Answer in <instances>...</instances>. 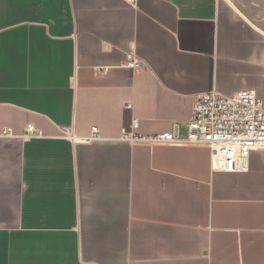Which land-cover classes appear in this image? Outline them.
I'll use <instances>...</instances> for the list:
<instances>
[{"label":"crops","instance_id":"0c3cea01","mask_svg":"<svg viewBox=\"0 0 264 264\" xmlns=\"http://www.w3.org/2000/svg\"><path fill=\"white\" fill-rule=\"evenodd\" d=\"M244 89L264 104V0H0V264H264V148L225 171L122 137Z\"/></svg>","mask_w":264,"mask_h":264},{"label":"built area","instance_id":"2783aa9c","mask_svg":"<svg viewBox=\"0 0 264 264\" xmlns=\"http://www.w3.org/2000/svg\"><path fill=\"white\" fill-rule=\"evenodd\" d=\"M128 66L140 70L142 61L129 60ZM2 135H12L5 128ZM27 138L45 136L42 129L30 123L24 134ZM122 137L130 140L166 144H204L212 149L216 168L235 171L244 168L243 162L255 148H264V104L257 90L244 89L233 96L216 91L198 94L188 121L187 135L178 130L146 135L139 131V121L132 129H124ZM97 126L92 127L90 139H100Z\"/></svg>","mask_w":264,"mask_h":264}]
</instances>
